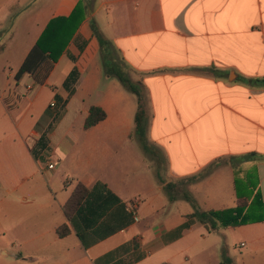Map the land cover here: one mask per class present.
Masks as SVG:
<instances>
[{"label": "crops", "instance_id": "1", "mask_svg": "<svg viewBox=\"0 0 264 264\" xmlns=\"http://www.w3.org/2000/svg\"><path fill=\"white\" fill-rule=\"evenodd\" d=\"M80 1L0 0L5 42L22 32L25 48L0 92V264H264V0H92L46 83L16 82L48 23ZM92 20L144 86L147 149L137 96L98 70ZM92 106L107 116L86 130ZM79 184L89 194L69 218ZM185 194L249 220L209 231Z\"/></svg>", "mask_w": 264, "mask_h": 264}, {"label": "trees", "instance_id": "2", "mask_svg": "<svg viewBox=\"0 0 264 264\" xmlns=\"http://www.w3.org/2000/svg\"><path fill=\"white\" fill-rule=\"evenodd\" d=\"M89 4L86 1L81 0L76 8L73 10L69 17H60L51 20L46 26L45 30L41 34L40 38L37 40L36 44L33 46L28 56L24 60L23 64L17 71L15 75L16 82H19L24 75L30 76L39 85L46 83L50 73L52 72L55 63L58 62L60 57L63 55L68 44L76 34L78 28L80 27L83 20L86 18L87 10ZM94 36L99 44V52L101 54L102 62L105 66L106 73L108 75L116 77L120 83L129 92L135 94L138 98L139 109L136 114V129L135 132L141 139V143L144 149H147V144L145 141V122L147 119V109L146 101L144 95V86L141 82H133L127 75L124 66L117 60L120 54L115 48L113 43L106 39L99 29L98 25L94 20L91 22ZM120 60L124 63L120 56ZM80 75V69L75 68L66 81L64 82V87L72 92L73 85L76 84ZM263 82L264 80H256V82ZM106 112L98 106H92L89 110V115L86 118L84 129L88 130L98 123L106 119ZM251 156H257L253 153ZM249 156L242 158L248 159ZM222 164V161L215 162L212 164L204 173V175L216 167ZM89 190L79 184L77 190L72 196L71 200L65 207V214L70 218L69 208H77L81 203L87 198ZM260 196V194H258ZM185 198L193 205L194 212L189 216L190 218H196L203 224H205L209 231L218 230L220 227L228 226H239L246 224L249 220V214L247 213L245 207L239 206L236 208L225 209L220 211H204L198 207L195 200L189 195L185 194ZM189 224H185L182 228L188 227ZM69 229L67 226H61L58 229L60 236H65L68 234ZM136 246V243H134ZM131 245L123 246L113 253H110L104 260L109 259L111 256L117 255L122 250H126Z\"/></svg>", "mask_w": 264, "mask_h": 264}, {"label": "rangeland", "instance_id": "3", "mask_svg": "<svg viewBox=\"0 0 264 264\" xmlns=\"http://www.w3.org/2000/svg\"><path fill=\"white\" fill-rule=\"evenodd\" d=\"M83 1H86L90 7L93 3L92 0H83ZM22 11H23V9H15L13 12L16 15L18 13H22ZM11 20H12V17L9 19V21H11ZM9 31H10V23L8 22V24L5 25V27L0 31V92L5 91L6 88L10 85L13 86V84H14L13 74L18 69V67L21 63L22 53L25 51L22 32H18V34L16 35V36H18V38L12 44H7L5 42L6 37L9 35ZM32 36H33V34H30V37H32ZM2 47L4 49H2ZM117 60L124 66L128 76L130 75L129 73H131V74L133 73L131 70L126 69L125 64L122 63V61L120 60V56H119V58H117ZM100 62L101 63L99 64L98 70L100 71V73L102 75L107 74L103 62L102 61H100ZM98 70H96V71H98ZM50 104H51V102H48V106H50ZM148 118H149V114L147 112V120H148ZM58 120H59V117L56 118L55 124L58 122ZM50 124H51V121L49 122L48 126H46V131L48 133L51 132V130H53V126L49 127ZM66 125H67V123H65V127H64V125H62V127H61L62 131L65 128H67ZM73 131H74V135L76 137H79L83 134L82 133L83 128H82V126H80L79 122L75 123ZM52 159H53V161H57V158H52ZM261 214H262V216H264V211L261 212ZM251 217L256 218V217H259V215L258 214L257 215L252 214Z\"/></svg>", "mask_w": 264, "mask_h": 264}, {"label": "built area", "instance_id": "4", "mask_svg": "<svg viewBox=\"0 0 264 264\" xmlns=\"http://www.w3.org/2000/svg\"><path fill=\"white\" fill-rule=\"evenodd\" d=\"M56 102H53L52 104H51V108H56ZM54 167H55V165H54V163L52 162V160H50L49 161V163H48V165H47V168L48 169H50V170H52V169H54Z\"/></svg>", "mask_w": 264, "mask_h": 264}]
</instances>
